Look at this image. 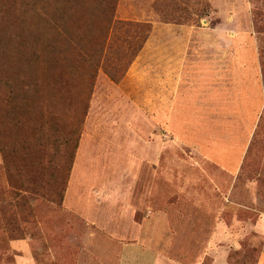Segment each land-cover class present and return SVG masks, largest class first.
<instances>
[{"label":"rangeland","instance_id":"1","mask_svg":"<svg viewBox=\"0 0 264 264\" xmlns=\"http://www.w3.org/2000/svg\"><path fill=\"white\" fill-rule=\"evenodd\" d=\"M57 1L0 0V264H264V0H84L62 76Z\"/></svg>","mask_w":264,"mask_h":264},{"label":"trees","instance_id":"2","mask_svg":"<svg viewBox=\"0 0 264 264\" xmlns=\"http://www.w3.org/2000/svg\"><path fill=\"white\" fill-rule=\"evenodd\" d=\"M37 2L40 5H42V8L44 10L47 9V4L49 0H37ZM84 6H85L84 0H59L57 1V3L55 4L54 12H55V17L58 22L56 27L57 28L60 27V29H58L60 32H58L57 33L58 35L57 36L55 35L52 40L50 39L47 40L48 41L47 45H45L46 38L44 36H36L34 32L32 33L33 40L38 43L41 41L42 44L44 45L40 54L37 51H33V54H32L33 61L41 62L44 66H46V64H48V58L53 57L56 64H60L58 67V71H57L58 75L60 76L63 75V69L61 67V63L63 60L66 59L65 57L67 54L68 45H71L69 43L71 40L70 38L78 35L77 29H72L68 26V24L70 23L69 21H67V19H69L68 17H72L74 14H76L78 10H80ZM2 7L3 5H0V9H2ZM38 15L41 16V14H38ZM1 19L2 18H0V20ZM113 19H114V14L110 17L108 21V28L110 29L112 28L117 35L121 34L122 31H126L132 25L130 22H124L123 20L114 21ZM21 25L24 26L25 22H21ZM39 30L45 31L46 29L44 27L43 29H39ZM63 33H64V36H62ZM49 46L51 47V49L47 51V48H49ZM36 84L38 86L39 81ZM8 101H9V105L11 106V110L9 111V118L14 122L19 123L20 120H19L18 112L21 110V108H18L14 98L12 100L9 97ZM25 101H26V104H28V106L26 108H23V110L27 111V115L32 113L37 105L39 106L38 98H33V100L27 98L25 99ZM0 145H1V150L4 151L6 147L4 145V140L2 138L1 131H0Z\"/></svg>","mask_w":264,"mask_h":264}]
</instances>
